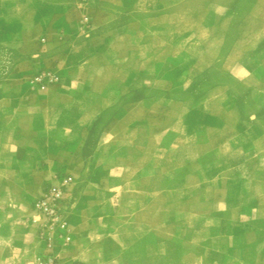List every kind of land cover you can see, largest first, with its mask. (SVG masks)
Returning <instances> with one entry per match:
<instances>
[{
  "label": "crops",
  "instance_id": "crops-1",
  "mask_svg": "<svg viewBox=\"0 0 264 264\" xmlns=\"http://www.w3.org/2000/svg\"><path fill=\"white\" fill-rule=\"evenodd\" d=\"M229 2L0 0V47L20 57L0 80V230L20 223L1 209L5 176L27 183L54 171L49 157L85 143L87 128L141 81L152 96L116 108L89 157L63 264H264V105L217 87L195 101L203 118L194 120L180 116L186 103L159 97L190 94L204 64L217 61L215 46L237 48L239 57L218 62H235L232 76L264 94V0L237 26ZM46 71L61 80L38 93L25 80ZM219 92L222 101L202 110Z\"/></svg>",
  "mask_w": 264,
  "mask_h": 264
},
{
  "label": "rangeland",
  "instance_id": "rangeland-1",
  "mask_svg": "<svg viewBox=\"0 0 264 264\" xmlns=\"http://www.w3.org/2000/svg\"><path fill=\"white\" fill-rule=\"evenodd\" d=\"M255 0H230L229 5L231 8V24L233 26H237V24L241 23L246 17L244 16L245 13H247ZM183 18V22L187 24L186 26H189L188 24L190 22H187L185 19L189 16H181V19ZM87 21V19H86ZM181 22V20H180ZM182 22V23H183ZM210 50V56L211 58H218L219 60L222 59L226 54L230 55L233 54L237 57H239V54L237 52V48L234 46L231 47H225L223 49H220L219 47H210L208 48ZM220 49V50H219ZM195 51V50H194ZM196 53V51H195ZM215 61L214 63H205L204 66L207 65L210 66L207 69H203L198 75L197 78L192 79L193 84L191 87V93L190 94H178V95H169V94H163L160 95V100L164 104L169 100H175L178 102L186 103L185 107H183V112L180 114L181 118H184L186 116V119H194V120H200L203 118V115L200 112L199 108L195 101H199L202 99L208 91H210L213 88L217 87H223L228 86L231 93H233V96L238 98V103L245 104L247 103H258L261 105H264V94H256L252 95L251 90L253 88H261L259 86H262L261 84L256 86L254 84L255 82H250L249 84L241 82L236 77L232 76V73L230 71L233 70V67L237 64L235 62H218ZM20 60V57L15 55V53L7 49L5 47H0V80L3 77V75L7 72H9L13 65ZM185 65V64H182ZM140 66V65H139ZM53 73L57 76L58 81L51 85L54 86L58 84L61 80V77L53 72V71H46L35 75H30L26 82H28L29 86L35 90L38 93H42L44 91H39L33 84L32 79L40 74L44 73ZM139 86L133 91V94L128 96L127 99L119 100L117 103V106H114L113 108H110L109 110L103 112V116L100 118L98 122L91 125L87 128V132L84 133L85 136H87V141L85 143H73L71 145L70 154H60L57 158H52L49 161L57 162L59 164L58 168H55L54 171L50 172L49 174H35L32 176H29V180L27 183H24L20 180L21 176H14V175H7L5 176L6 179V196L3 203L4 205L1 206V209L5 210V213L7 215H10L12 217H15L17 221H20V223H16V226L19 227L18 230H0V264H34L35 260L40 257L44 256L46 254L44 245L42 241L40 240L38 236V229L33 224V218H34V212H33V206L36 200L42 195V193L50 186L56 184L59 179L70 176L73 178V183L69 187L67 191V197L63 205V212H65L70 220H74V211L76 208L79 209L80 205H82V198L86 195L84 194V188L88 184L89 179H91V176L86 171V167L89 165V157L93 153V150L95 146L97 145V139L99 135L101 134L103 128L105 125L111 121L113 116L117 113L118 109L125 103V101H138L139 99H143L146 96H149L151 94L147 92H143L141 86V81L137 83ZM49 86V87H51ZM48 87V88H49ZM264 88V87H262ZM232 95V94H231ZM230 96V99H233V96ZM152 96V95H151ZM222 93H214L213 98L217 100L207 99L205 100V103L202 104V110L206 108L204 105H207L212 102H220L222 101ZM224 96L226 97L225 93ZM109 102V98H107V102ZM202 102V100H201ZM204 102V101H203ZM216 105V104H215ZM118 108V109H116ZM163 108V107H162ZM197 110H194V109ZM96 112H91L89 115L90 117L95 114ZM248 114V113H247ZM136 118H141L140 115H137ZM139 125L136 128H133V134L135 136L141 137L143 134V129L140 126V122H138ZM179 131L182 132L184 128H177ZM236 133V129L232 130L230 129V134L234 136ZM204 135V134H201ZM232 147V145H231ZM41 160V159H37ZM43 160V159H42ZM233 163L237 162L236 159L231 160ZM253 159H249L247 161L248 170L253 171L255 169V164L253 162ZM234 168H237L235 166ZM242 168V167H241ZM235 179H237V176L233 175ZM253 175L248 174L246 175V180L250 183L253 181ZM205 176H197L195 177V180L197 182H203L205 181ZM26 185L31 188V191L29 190H23V188ZM99 198L101 195H98ZM103 196V195H102ZM101 196V197H102ZM168 196V194H167ZM95 197V196H92ZM88 198V197H87ZM169 200V198H167ZM93 204V201H88L89 204ZM219 209V208H217ZM167 210H169V207L167 206ZM94 211V210H93ZM92 209L89 212L88 215H93ZM104 211V210H103ZM96 213H102V211L97 210ZM72 226V225H71ZM216 231L221 230V222H215V227H213ZM73 232V231H72ZM9 233V234H8ZM74 237V236H73ZM64 259H62L61 264H63ZM72 264H84L81 262H75Z\"/></svg>",
  "mask_w": 264,
  "mask_h": 264
},
{
  "label": "built area",
  "instance_id": "built-area-1",
  "mask_svg": "<svg viewBox=\"0 0 264 264\" xmlns=\"http://www.w3.org/2000/svg\"><path fill=\"white\" fill-rule=\"evenodd\" d=\"M57 81V76L48 72L35 76L31 82L39 91H44ZM72 183L73 178L70 176L59 179L34 203L33 224L38 229V236L46 251L34 264H61V254L73 244L71 220L63 212L67 191Z\"/></svg>",
  "mask_w": 264,
  "mask_h": 264
}]
</instances>
